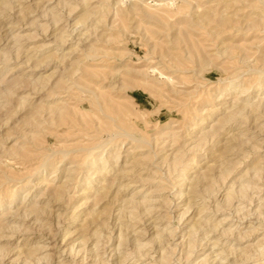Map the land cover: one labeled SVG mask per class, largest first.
Segmentation results:
<instances>
[{
    "label": "rangeland",
    "instance_id": "rangeland-1",
    "mask_svg": "<svg viewBox=\"0 0 264 264\" xmlns=\"http://www.w3.org/2000/svg\"><path fill=\"white\" fill-rule=\"evenodd\" d=\"M185 1L212 16L174 25ZM218 1H7L0 264H264V3Z\"/></svg>",
    "mask_w": 264,
    "mask_h": 264
},
{
    "label": "bare ground",
    "instance_id": "bare-ground-1",
    "mask_svg": "<svg viewBox=\"0 0 264 264\" xmlns=\"http://www.w3.org/2000/svg\"><path fill=\"white\" fill-rule=\"evenodd\" d=\"M7 1H9V0H1L0 1V10L3 8V7H5L6 6V4H7ZM214 1V0H213ZM233 1H236V0H233ZM263 2H262V5H263V3H264V0H262ZM11 2V1H10ZM86 2V1H85ZM217 2H219L218 0H217ZM237 2H239V0H237ZM259 2L260 1H258V8H260L259 6H260V4H259ZM208 3V2H207ZM211 3H212V1H211ZM235 3V2H234ZM89 4V3H88ZM206 4V3H205ZM238 4V3H237ZM96 5V4H95ZM162 5V4H161ZM167 5H170V4H166V6ZM172 5V4H171ZM89 6V5H88ZM103 6V5H102ZM196 6V5H195ZM201 6V8L203 9H201V13L200 14H194L195 13V11L196 12H198L199 13V9H198V7H199V4H198V6H197V10H195L194 11V7L192 6V4H191V2L190 1H185V2H183L182 4H181V6H179V8L178 9H176L174 12H172V13H174V14H171V15H168V17H170V18H172V16L173 17H175L176 19H174L175 20V24L174 25H177V24H182V23H185L186 25H191V24H196V22H201V21H204V20H202L203 19V17L204 16H206V14L208 15L210 12H208L209 11V9H211V8H209L208 6H207V4L206 5H204L203 6V3H202V5H200ZM203 6V7H202ZM264 6V5H263ZM86 7V6H85ZM84 8V7H83ZM88 8V7H87ZM177 8V7H176ZM196 8V7H195ZM213 8H216V7H214L213 6ZM236 8H237V6H236ZM6 9V8H5ZM4 9V10H5ZM175 9V8H174ZM224 9V8H223ZM226 9V8H225ZM263 9H264V7H263ZM75 10V9H74ZM89 9H87L85 12H87ZM6 11V10H5ZM4 11V12H5ZM100 11H101V9H100ZM194 11V12H193ZM237 11H239V10H237ZM168 12V11H167ZM208 12V13H207ZM100 13V12H99ZM171 12H168V14H170ZM187 13L189 14L188 15V17L190 18V19H188V18H186L187 16ZM235 13H236V11H235ZM234 13V14H235ZM253 13V12H252ZM258 13H259V11H258ZM261 13V12H260ZM3 14V13H2ZM55 14V13H54ZM88 14V13H87ZM83 15H85V13L83 14ZM211 15V13L208 15V16H210ZM228 15V14H227ZM253 15V14H252ZM259 15V14H258ZM82 16V15H81ZM88 16V15H87ZM154 16V15H153ZM212 16V15H211ZM255 16V15H254ZM102 17H103V12H102ZM155 17V16H154ZM160 17H165V15L163 14V16H160ZM198 18V19H194V18ZM222 17V16H221ZM238 17V16H237ZM259 17H261V15L259 16ZM157 18V17H156ZM169 18V19H170ZM206 18V17H205ZM208 18H211V17H208ZM208 18H206V19H208ZM239 18H240V16H239ZM97 19V18H96ZM158 19H159V16H158ZM231 20V19H230ZM244 20V19H243ZM210 21H212V20H210ZM237 22H238V20H236ZM60 22V21H59ZM235 22V21H234ZM78 23V22H77ZM92 23V22H91ZM209 23V22H208ZM227 23V22H226ZM230 23V22H229ZM232 23V22H231ZM201 24V23H200ZM221 25V24H220ZM248 26V25H247ZM264 28V27H263ZM251 29V28H250ZM98 30V29H97ZM241 30V29H240ZM236 31H238L237 29H236ZM84 32V31H83ZM249 32V31H248ZM64 33V32H63ZM208 35H209V33H208ZM91 36V35H90ZM93 36V35H92ZM91 38V37H90ZM79 40V39H78ZM54 41V40H53ZM172 41V40H171ZM19 43V42H18ZM60 43V42H59ZM201 43V42H200ZM195 44L196 43H194L193 45L195 46ZM214 44H215V42H214ZM80 45V44H79ZM210 46H212L211 44H209ZM209 45H208V47H209ZM220 45V44H219ZM255 45H258V43L257 44H255ZM254 45V46H255ZM215 45H213L212 47H214ZM222 46V45H221ZM249 46H250V44H249ZM220 47V46H219ZM255 47H257V46H255ZM261 47V46H260ZM89 48V47H88ZM263 48V46L261 47V49ZM78 49V48H77ZM232 49H234V48H232ZM259 49V48H258ZM220 50V49H219ZM263 50V49H262ZM74 51V50H73ZM72 51V52H73ZM189 51V50H188ZM226 52H227V50H225ZM222 52H224V51H222ZM232 52H233V50H232ZM190 53H191V56H192V53L194 54L193 56H192V59H194V58H196L197 56L199 57V55H197L196 53H194L193 51H190ZM190 53H189V55H190ZM218 54V53H217ZM223 54V53H222ZM225 54V53H224ZM197 55V56H196ZM263 55H264V52H263ZM64 57H65V55H63ZM93 56H95V55H93ZM196 56V57H195ZM220 56H221V54H220ZM229 56H230V54H229ZM233 56V55H232ZM63 57V58H64ZM67 57V56H66ZM260 57H261V55H260ZM241 58V57H240ZM261 59V58H260ZM263 59H264V57H263ZM196 61V60H195ZM205 61H208V60H205ZM212 61V60H211ZM262 61V60H261ZM209 62V61H208ZM264 61H262V63H263ZM63 63V62H62ZM60 64V63H59ZM78 64V63H77ZM43 65V64H42ZM79 66L80 65H77V67H78V69H79ZM179 67V66H178ZM181 69V68H180ZM250 70V69H249ZM255 70H258V69H255ZM178 71H180V70H178ZM152 72H154V70L152 71ZM181 72V71H180ZM185 72V71H184ZM246 72V71H245ZM257 72V71H256ZM93 73H95L94 71L91 73V74H93ZM202 73V72H201ZM97 74V73H96ZM182 74V73H181ZM120 75V74H119ZM160 75V74H159ZM198 75V74H197ZM256 78V77H255ZM258 79V85H259V88H261V87H264V70H259L258 71V77H257ZM232 80H234V79H232ZM231 80V81H232ZM256 80V81H257ZM237 81V80H236ZM243 83V82H242ZM257 84V83H256ZM78 85V84H77ZM245 85V84H244ZM250 85H252V84H250ZM255 85V84H254ZM84 86V85H83ZM232 87L231 88H233L235 85H231ZM84 88V87H83ZM253 88V87H252ZM85 89V88H84ZM251 89V88H250ZM87 90V89H86ZM230 90V89H229ZM246 91H248L249 89H245ZM244 90V91H245ZM229 94V93H228ZM51 95H53V94H51ZM98 98V97H97ZM109 98H111V100L109 99ZM108 99H107V102L108 101H110V103H108V104H110L111 105V107H113V106H115L114 105V102L113 103H111V101L113 100L114 101V99H112V97H109ZM105 99V98H104ZM240 99V98H239ZM239 99H237V97L235 98V101L234 102H232V104L229 106L230 107V109L228 110V111H226V114L224 115L225 117L224 118H221V119H219V122L217 123V125H219L218 126V128H213V130L211 131V132H209L207 135H209V137L210 136H213V138L214 137H216L218 134L217 133H219L218 132V129L219 128H222V130H223V128H224V126L226 127L228 124H230V123H235V121H237V119H239L240 118V120H241V117H242V113H243V111H245V109H246V107H247V104L245 105V104H242L241 102H239L238 100ZM261 99H263V97L261 98ZM260 99V100H261ZM264 101V100H263ZM101 102V101H100ZM100 102L98 101V103H99V105H100ZM27 103H29V102H27ZM103 103H105V102H101V104H102V108H103ZM261 103V102H260ZM105 105H106V103H105ZM30 106V105H29ZM98 106V105H97ZM100 107V106H99ZM106 107V106H105ZM249 107V106H248ZM251 107H253V106H251ZM254 107H257V106H255L254 105ZM42 108H43V105H42ZM101 109V108H100ZM99 109V110H100ZM106 109L107 108H105V111H106ZM115 109H116V107H115ZM250 109V108H249ZM253 109V108H252ZM251 109V111L250 112H255V108L252 110ZM257 109V108H256ZM103 110V109H102ZM258 110H260V109H258ZM258 110H257V112H258ZM117 111H118V108H117ZM118 112H120L121 113V110L120 111H118ZM103 113H104V111H103ZM247 113V112H246ZM249 113V112H248ZM253 113H252V115H253ZM115 114V113H114ZM245 115V114H244ZM113 116V115H112ZM115 116V115H114ZM119 116V115H118ZM118 116H117V118H118ZM127 116V115H126ZM263 116V115H262ZM109 117V116H108ZM116 117V116H115ZM114 117V118H115ZM246 117V116H245ZM244 116H243V119L245 118ZM248 117V116H247ZM107 118V117H106ZM112 118V117H111ZM120 118V117H119ZM209 118V117H208ZM109 120H110V118H108ZM113 119V118H112ZM125 119V118H124ZM242 119V120H243ZM246 119V118H245ZM248 119V118H247ZM119 120H121V119H119ZM254 120V119H253ZM203 121V120H202ZM239 121V120H238ZM205 121H203V123H204ZM203 123H201V124H203ZM206 123V122H205ZM237 123V122H236ZM241 123H243V122H241ZM244 123H245V121H244ZM116 124V123H115ZM241 125H243V124H241ZM248 125V124H247ZM202 126V125H201ZM214 126V125H213ZM231 126V125H230ZM236 126V125H235ZM239 126V125H238ZM225 129V128H224ZM247 129V128H246ZM202 130V129H201ZM221 130V129H220ZM201 132V131H200ZM203 132V131H202ZM201 132V135H204L205 133H202ZM207 132V131H206ZM241 132H242V130H241ZM118 134V133H117ZM122 134V133H121ZM129 134V133H128ZM217 134V135H216ZM220 134V133H219ZM241 134V133H240ZM206 135V136H207ZM113 137V136H112ZM199 137L201 138L202 136H200L199 135ZM198 137V138H199ZM232 137H235V136H232ZM240 137V136H239ZM114 138V137H113ZM128 138H135L134 136H132L131 134L130 135H128ZM205 138H207V137H205ZM231 138V137H230ZM236 138V137H235ZM145 139V138H144ZM202 139V138H201ZM204 139V138H203ZM216 139V138H215ZM237 139H239L238 138V136H237ZM241 139V138H240ZM239 139V140H240ZM132 140V139H131ZM141 142H144V141H146V140H143V139H139ZM204 140H208V138L207 139H204ZM244 142V141H243ZM135 145V144H134ZM238 145V144H237ZM233 146V145H232ZM137 147H138V145H137ZM139 147H142L141 145L139 146ZM230 147V146H229ZM229 147H227V148H229ZM230 150H231V148H229ZM229 149H228V152H229ZM142 150V149H141ZM226 149H224V152H226L225 151ZM176 151V150H175ZM143 152V151H142ZM144 153V152H143ZM135 155V154H134ZM141 155V154H140ZM156 157V156H155ZM221 158H222V156H220ZM134 159V158H133ZM171 159V158H170ZM183 158H182V155H178V153H176V155H174V159H173V163L176 165V166H178L179 165V163H183L184 161L182 160ZM151 160V157H150V155H146V156H141V157H136L135 158V160H134V164H135V168L136 167H139V168H142V167H144L149 161ZM185 160V159H184ZM197 160V159H196ZM172 161V160H171ZM217 161V160H216ZM223 161V160H222ZM222 163V162H221ZM102 164V163H101ZM196 165V164H195ZM223 165V164H222ZM221 166V165H220ZM117 167V166H116ZM134 167V166H133ZM227 167V166H226ZM115 168V167H114ZM174 168V167H173ZM206 168H209L208 166L206 167ZM211 168V167H210ZM225 168V167H224ZM122 169V168H121ZM120 169V170H121ZM219 169V168H218ZM147 170H149V169H147ZM152 170V169H151ZM225 170V169H224ZM200 171V170H199ZM257 171V170H256ZM140 172V171H139ZM143 172V171H142ZM149 172V171H148ZM148 172H147V174H148ZM135 173V172H134ZM125 174H127V173H125ZM138 174V173H137ZM143 174V173H142ZM211 174V173H210ZM131 175V174H130ZM132 175H133V173H132ZM196 175V174H195ZM136 177V176H135ZM149 177H150V175H149ZM188 177V176H187ZM191 178H192V176H190ZM211 177V176H210ZM122 178V177H121ZM133 178V177H132ZM157 178V177H156ZM124 179H125V177H124ZM198 179V178H197ZM196 179V180H197ZM139 180V179H138ZM193 180V182H191V188H189L190 189V191L193 193V194H195V193H197V194H199L198 192H199V190H198V183L199 182H201L200 180V178H199V180ZM130 183V182H129ZM119 184V183H118ZM201 185V184H200ZM200 185H199V187H200ZM243 186H245V185H243ZM160 187H161V185H160ZM104 188V187H103ZM102 188V189H103ZM112 189V188H111ZM237 190V189H236ZM104 191V190H103ZM105 192V191H104ZM137 192V191H136ZM140 192V191H139ZM138 192V193H139ZM237 192V191H236ZM234 193V192H233ZM229 194V193H228ZM232 195V194H231ZM189 196V195H188ZM190 197V196H189ZM193 197V196H192ZM193 198H196V196L195 197H193ZM120 200V199H119ZM120 202V201H119ZM191 202V201H190ZM228 202V201H227ZM189 203V202H188ZM122 204V203H121ZM155 204V203H154ZM191 205V204H190ZM120 208V207H119ZM201 209H202V207H201ZM147 211H148V213H149V211H151L150 209H146ZM154 212V211H153ZM152 213V212H151ZM202 213V212H201ZM144 214V213H143ZM203 215V214H202ZM205 216V215H204ZM203 216V217H204ZM136 217L137 216H135V219H136ZM182 217V216H181ZM196 217H198V216H196ZM202 217V216H201ZM207 217V216H206ZM130 221H131V219H130ZM134 221V220H133ZM141 221V220H140ZM196 222L192 225V227H191V230H190V232L192 233L194 230H196L200 225H201V223L203 222L202 221V218L199 220V218L197 219V220H195ZM206 221V220H205ZM137 222V221H136ZM207 222V221H206ZM205 222V223H206ZM209 222H210V220H209ZM124 223V222H123ZM131 223V222H130ZM136 224V223H135ZM59 225V224H58ZM126 225H128V224H126ZM190 228V227H189ZM215 228V227H214ZM120 229V228H119ZM138 229V228H137ZM103 230V229H102ZM198 230V229H197ZM205 230V229H204ZM124 231V230H123ZM127 232V231H126ZM190 232H189V234H190ZM136 234V233H135ZM160 234V233H159ZM161 234H162V232H161ZM188 234V235H189ZM92 235H97L98 236V234L96 233V231L92 234ZM118 237H120V240H119V242H118V246H116L114 249L116 250V251H118L119 249L121 250V246H124L123 244H124V242L126 243V237H124L123 236V234H122V229H121V231L118 233ZM191 235V234H190ZM111 236V235H110ZM99 237H100V235H99ZM191 237V236H190ZM112 239V238H111ZM116 239V238H115ZM139 239V238H138ZM137 239V240H138ZM99 240H100V238H98L97 239V242L95 243L96 245L95 246H98V242H99ZM161 240V239H160ZM128 241V240H127ZM189 244V243H188ZM146 245V244H145ZM208 245V244H207ZM81 248H83V247H81ZM74 249V247H72V250ZM81 250V249H80ZM79 250V251H80ZM74 251V250H73ZM121 253H122V250L120 251ZM264 253V252H263ZM118 256H119V254H118ZM138 256V255H137ZM144 256H145V254H144ZM263 256V255H262ZM85 258V257H84ZM141 258V257H140ZM86 260V259H85ZM95 260H96V258H95ZM126 261V260H125ZM95 264H97V262L95 263Z\"/></svg>",
    "mask_w": 264,
    "mask_h": 264
}]
</instances>
